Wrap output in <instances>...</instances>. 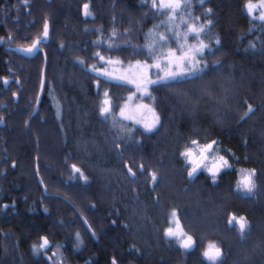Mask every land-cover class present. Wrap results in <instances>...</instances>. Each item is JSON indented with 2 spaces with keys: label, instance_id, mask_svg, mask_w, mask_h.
Returning <instances> with one entry per match:
<instances>
[{
  "label": "trees",
  "instance_id": "obj_1",
  "mask_svg": "<svg viewBox=\"0 0 264 264\" xmlns=\"http://www.w3.org/2000/svg\"><path fill=\"white\" fill-rule=\"evenodd\" d=\"M60 1L57 79L48 82L36 117L15 106L0 138V264H209L203 252L210 243L222 250L223 264H264L260 9L250 15L249 0H190L197 26H205L199 41L208 45L201 70L136 95L158 118L148 131L120 117L135 89L90 67L101 69L100 57L153 67L165 44L154 56L147 45L164 34L167 16L152 0ZM105 100L110 113L101 112ZM192 141L216 143L231 164L216 183L201 171L189 178L182 153ZM240 169L256 174L252 196L237 190ZM232 216L248 222L244 236ZM175 222L195 241L193 251L166 236ZM42 238L47 248H39Z\"/></svg>",
  "mask_w": 264,
  "mask_h": 264
},
{
  "label": "flooded vegetation",
  "instance_id": "obj_2",
  "mask_svg": "<svg viewBox=\"0 0 264 264\" xmlns=\"http://www.w3.org/2000/svg\"><path fill=\"white\" fill-rule=\"evenodd\" d=\"M60 9V0H27L26 4L24 0H0V124L4 122V127H0V138L8 118L16 116L12 115L15 106L32 108V116L36 107L44 102L48 82L53 84L57 79L60 69L55 66L54 58L61 50L63 32L58 28ZM81 15L84 19L87 17L84 7ZM74 16L75 13L73 16L71 13L70 18ZM45 24L48 25L47 37L44 36ZM29 48L33 51H26ZM46 62V84L39 104Z\"/></svg>",
  "mask_w": 264,
  "mask_h": 264
},
{
  "label": "rangeland",
  "instance_id": "obj_3",
  "mask_svg": "<svg viewBox=\"0 0 264 264\" xmlns=\"http://www.w3.org/2000/svg\"><path fill=\"white\" fill-rule=\"evenodd\" d=\"M189 2H190V0H189ZM258 10L259 9H256L255 11H258ZM192 16L193 15H192V13H190V8L184 9V11L182 13V19L187 20L191 24H194L196 27H198L196 20ZM165 24H167V21L165 22ZM175 31L180 33L181 35L187 33V27L181 22V17H178L176 20ZM164 35L166 37H168L169 42L167 44H165L164 49H160V51H161L160 58L155 62V64L156 63L160 64V69L159 70L156 69L155 64H154L153 67H151L147 70L148 77L153 81H156V80L165 81L164 77H165L166 72H169V71L180 72L181 71L180 67H176L172 64L167 63L166 58H167L170 51L174 52L176 57H179L180 55H182L183 51H185L188 47H195L198 45V44L194 43L193 41H190V39H192L194 37L193 35H188L186 40H184V39L177 40V37L173 35L172 31L167 26H166V29L164 31ZM172 43L175 44L174 49L171 48ZM198 58L199 57H197V60H198ZM107 61H112L113 63H107ZM117 62H119V63H117ZM100 63L103 65V67L101 69H96L94 71L93 69H95V68L90 67V70L93 74L97 75L98 77H102L106 80H109V81L128 84L135 89V95H131L130 96L131 99L129 97L128 102L123 107L124 115L123 116L120 115L121 119L125 120V121L131 120V121L138 122L139 124H142L144 127H145V124H152L153 121L156 120V118H157L154 111L151 109V107H149V106H147L141 102L135 101L136 95L143 97V96H146V94H144L143 92L137 91L135 84L129 83V81L133 80L134 78L137 79V81L139 82V76H140V73L144 71L143 66L145 65V63L140 62V67L138 68L137 62L130 63V64L126 65L119 60H114V59H110V58H106V57H103V59H100ZM182 70L185 74L182 76H177V78H183V77H187L189 75L195 74V73H197L196 71L201 70V67H200L199 63H197L194 68L189 64V65H183ZM104 73H108L109 75H105ZM124 78H126V79H124ZM149 87H148V93H149ZM108 106H109V104H108ZM141 106H147V107H141ZM156 123H155V125H156ZM154 127H153V129H154ZM206 145H209V144H206ZM206 145H201L199 143L192 144L189 149L185 150V151L191 150L192 155L190 157H185L183 155V159H184L186 165L189 167V173L193 172V168H195V172H193V174L191 176H189V178L191 180L194 179V177L198 173V168L200 167L201 172H203L204 174L209 176L211 178V180L214 183H216L219 176L223 172L231 169V164L221 154V149L218 147V145L216 143H211V145H212L211 148H206L205 147ZM221 158H223V159H221ZM225 161H226V163H224ZM214 173H215V175H214ZM247 174H252V181L255 185L252 192H247V190L241 184L243 177ZM255 176H256V174H255V172L253 174V171H249L246 169L238 170L237 190L240 193H242L244 196H252L254 194L255 189H256ZM233 217H235V216H232L230 221H233ZM235 218H236V221H238L241 217H235ZM244 220L246 222V228H245L243 233L240 232L239 226H238V224H236L235 221L230 223L231 226L235 225L234 227L237 228L238 232L242 236H244L249 230V224L245 218H244ZM172 228L174 230H176V229L182 230L180 225L177 222H175L173 224ZM171 239H175L176 242L181 245V243L178 239H176V238H171ZM206 249H207V247H206ZM203 258H204V256H203ZM204 260L207 263H209L205 258H204Z\"/></svg>",
  "mask_w": 264,
  "mask_h": 264
},
{
  "label": "snow or ice",
  "instance_id": "obj_4",
  "mask_svg": "<svg viewBox=\"0 0 264 264\" xmlns=\"http://www.w3.org/2000/svg\"><path fill=\"white\" fill-rule=\"evenodd\" d=\"M201 4L203 3V0H200ZM24 3H27V0H24ZM191 4L189 0H152V8H154L156 11L160 12L163 15L167 16V24L166 26L172 31L173 35L177 37V40L187 39L188 35H193L198 41H199V36L204 32L205 26H200L196 27L194 24H191L189 21L182 19V13L184 9L190 8ZM247 11L251 15L256 9H260V15L259 19L261 21H264V0H259L258 4H253L251 0L245 5ZM85 9V15H88V5H84ZM208 13H211V9H208ZM178 17H181V22L187 27V33L181 35L180 33L175 31V25H176V20ZM209 25L212 23L211 21L207 22ZM44 36H48V25H44ZM168 37H166L164 34H157L156 39L153 43L147 45L148 52L150 56L155 55V49L158 47H161L164 44H167ZM39 43V41H37ZM220 41L217 39L216 44H219ZM208 48V45L204 44L203 41H199L198 45L195 47H188L185 51H183L182 55L179 57H176L174 52H169L166 61L168 64H172L176 67H180L181 71L180 72H166L164 80L165 82L169 80H175L177 76H182L185 73L183 72L182 68L183 65H191L193 68L199 61L197 60V57H200L201 59L203 58V52L204 50ZM26 51L31 52L33 51L32 48L27 49ZM100 59H103V57H100ZM107 63H113L112 61H107ZM119 63V62H117ZM137 67H140V62H137ZM151 65L145 64L143 66L144 71L140 73L139 76V82L137 79H133L129 81V83H133L136 86L137 91L143 92L146 95H150L148 93V87L151 85H156L161 83L160 80L153 81L151 80L148 75H147V70L151 68ZM156 69H160V64L156 63L155 64ZM94 71L96 69H93ZM105 75H109L108 73H104ZM123 78V77H122ZM126 79V78H124ZM7 83V81H5ZM131 99V97H130ZM109 102L107 100L104 101V107L101 108L102 113H110V107L108 106ZM141 107H147V106H141ZM251 107L249 106V111H251ZM124 115V110H121V116ZM158 122V118L153 121L152 124H145V128L148 131H151V129L155 126V123ZM115 124V121H114ZM193 144H196V141H192ZM206 148H211L212 145H206ZM185 157H190L192 155L191 150L185 151L182 153ZM223 159V158H221ZM226 163V161L224 162ZM13 167H15V164H13ZM73 170L77 173L80 172V169L76 168L75 165L72 166ZM142 167V166H141ZM129 172H131V169H129ZM193 172H195V168H193ZM193 172L189 173V176L193 174ZM254 174V170H253ZM134 175V174H133ZM215 175V173H214ZM85 182H87V178L83 177ZM151 178L153 181L156 180V174L152 173ZM241 184L243 187L247 190V192H252L255 185L252 181V174H247L243 177ZM7 207V205H5ZM173 216L176 215V213H172ZM233 221L238 224L240 232L243 233L245 228H246V222L243 217H241L238 221H236V218L233 217ZM233 221H229L232 223ZM235 226V225H234ZM166 236L170 238H176L180 241L181 247H183L185 250L192 249L195 245V241L191 236H186L185 233L182 232L180 229L174 230L172 227H169L166 231ZM48 240L47 238H42V242L39 245V248H47L48 247ZM34 250H38L37 246H33ZM222 250L217 247L215 244H209L207 246V249L203 252L204 258L209 262V264H223L222 261ZM112 264H116V261L113 260Z\"/></svg>",
  "mask_w": 264,
  "mask_h": 264
},
{
  "label": "water",
  "instance_id": "obj_5",
  "mask_svg": "<svg viewBox=\"0 0 264 264\" xmlns=\"http://www.w3.org/2000/svg\"><path fill=\"white\" fill-rule=\"evenodd\" d=\"M84 13H85V9H84ZM46 67H47V62L45 63V68L43 70V75H42V84H41V89H40L39 99H38V103L39 104H40V102L42 100V97H43V94H44V89H45V84H46V81H45ZM38 108H39V106H37L36 109L34 110L32 116H31V119L36 117ZM0 127H4V122L3 121L1 122ZM200 171H201V168L199 167L198 168V172H200ZM36 172L38 173V167H36ZM38 182H39V185L41 186V188L43 190V194L48 197L47 189H46L45 184H44V182H43V180L41 179L40 176H38ZM45 214L48 215L49 213L47 211H45ZM81 220L84 223V225L87 228V230L89 231V233L91 234V236L93 237V239L95 241H98L94 231L92 230V228H91L90 224L87 222V220L84 217H82V216H81ZM194 249H195V245H194V247L192 249H189V250H185L184 249V250L187 251V252H191Z\"/></svg>",
  "mask_w": 264,
  "mask_h": 264
}]
</instances>
